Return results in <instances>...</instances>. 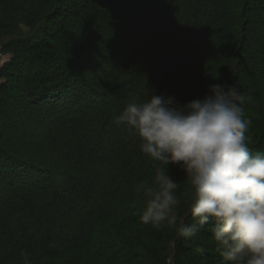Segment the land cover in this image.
Returning a JSON list of instances; mask_svg holds the SVG:
<instances>
[{
  "label": "trees",
  "instance_id": "1",
  "mask_svg": "<svg viewBox=\"0 0 264 264\" xmlns=\"http://www.w3.org/2000/svg\"><path fill=\"white\" fill-rule=\"evenodd\" d=\"M1 1L24 13L0 32L12 54L0 70V264H151L139 241L189 264L193 239L173 230L163 248L134 230L160 234L135 192L155 165L114 121L133 99L182 106L235 85L250 96V151L264 152V0ZM167 172L184 197L185 173ZM178 215L194 222L185 199ZM204 249L222 264L217 244Z\"/></svg>",
  "mask_w": 264,
  "mask_h": 264
},
{
  "label": "clouds",
  "instance_id": "2",
  "mask_svg": "<svg viewBox=\"0 0 264 264\" xmlns=\"http://www.w3.org/2000/svg\"><path fill=\"white\" fill-rule=\"evenodd\" d=\"M249 101L235 85L214 84L203 99L182 106L163 95L133 99L114 121L155 165L151 183L135 186L144 200L141 222L184 239L211 222L222 264H264V152L250 151ZM170 164L186 175L191 224L178 215L182 183L168 175Z\"/></svg>",
  "mask_w": 264,
  "mask_h": 264
},
{
  "label": "rangeland",
  "instance_id": "3",
  "mask_svg": "<svg viewBox=\"0 0 264 264\" xmlns=\"http://www.w3.org/2000/svg\"><path fill=\"white\" fill-rule=\"evenodd\" d=\"M27 4H28V6L31 5L29 3H27ZM23 13L24 12L21 11L20 8H18L16 5L4 4L1 1L0 2V32L3 30V28L4 29H6V28L8 29L9 28V27H3V25L7 26L9 24H12V22L14 23V21H17L18 18H20L23 15ZM29 31L30 30H29V27L27 25L19 24V27L17 28L16 33H18L21 36L25 37L26 35L29 34ZM8 39L9 38L7 36H4L0 40V50L4 47L5 43L8 42ZM11 58H12V54H11L10 51L9 52H7V51L5 52L3 50V52H0V70L3 69L11 61ZM3 77H0V85L5 80V78H3ZM2 121H3V119L0 120V123H2ZM177 196L180 197V195H177ZM183 199H184V197L181 198V201ZM178 208H180V205H179ZM142 228H144V226H139V227L135 228L134 230H139L140 232L145 233V236L148 238V240H151L152 242L153 241L156 242L157 245H159V246H161L163 248L166 247V245L168 243V239L170 238V236L173 233V229L164 228L163 230H160L159 236L156 237L153 234L155 232L148 231V230H147V232H145L144 230L143 231L141 230ZM208 229H210V228H203L202 232L200 230L195 237L191 238V240L193 239L194 242H188L186 244V246H185L186 247V252L185 253H191V254L196 255V256H194V258L191 260V262L189 264H216L217 258L215 256H202V257H199L197 255L199 253V250H201V251L205 250L204 246L206 245V243H212L213 245L216 244L214 242V240L212 239L211 231L208 230ZM205 231H207V232H205ZM129 236L131 237V235H129ZM136 237H137V235H132L131 242H134ZM188 241H190V240H188ZM138 244L140 246V247H137L138 250H140V252L143 253V255L147 256V258L150 260L149 263H151V264H167V263H169L168 259H164L163 258V255L165 254L163 251L156 252V250L158 248L153 249V248L149 247L148 245H147L148 247H146L145 243H143L142 241H139ZM220 258H221V256L219 257V259Z\"/></svg>",
  "mask_w": 264,
  "mask_h": 264
}]
</instances>
